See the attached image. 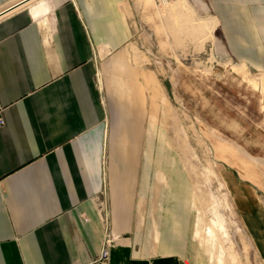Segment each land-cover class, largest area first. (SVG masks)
<instances>
[{
  "label": "crops",
  "instance_id": "0c3cea01",
  "mask_svg": "<svg viewBox=\"0 0 264 264\" xmlns=\"http://www.w3.org/2000/svg\"><path fill=\"white\" fill-rule=\"evenodd\" d=\"M45 1L0 0V264H100L107 234L115 241L102 264H224L144 96L147 84L155 96L153 75L120 70L114 90L98 79L149 0H50L49 13ZM189 2L264 84V0ZM235 205L264 264V201Z\"/></svg>",
  "mask_w": 264,
  "mask_h": 264
},
{
  "label": "rangeland",
  "instance_id": "374dc122",
  "mask_svg": "<svg viewBox=\"0 0 264 264\" xmlns=\"http://www.w3.org/2000/svg\"><path fill=\"white\" fill-rule=\"evenodd\" d=\"M45 2L49 13L50 0ZM143 5L144 12L133 18L132 42L99 61L98 79H109L114 90L120 70L153 75L155 96L149 84L144 96L157 106L158 123L190 176L201 222L223 244L224 264H260L235 203L251 194L264 201L261 74L218 43L217 32L207 28L197 4L149 0ZM40 16L45 19L43 12ZM116 95L124 105L129 103L126 95Z\"/></svg>",
  "mask_w": 264,
  "mask_h": 264
},
{
  "label": "built area",
  "instance_id": "2783aa9c",
  "mask_svg": "<svg viewBox=\"0 0 264 264\" xmlns=\"http://www.w3.org/2000/svg\"><path fill=\"white\" fill-rule=\"evenodd\" d=\"M156 2H177L180 0H155ZM4 111H5V106L1 102L0 98V129L5 125V117H4ZM115 238L107 234L105 237L104 243H103V248L99 257V263L102 264L106 262V260L109 258L111 248L114 245Z\"/></svg>",
  "mask_w": 264,
  "mask_h": 264
},
{
  "label": "bare ground",
  "instance_id": "6f19581e",
  "mask_svg": "<svg viewBox=\"0 0 264 264\" xmlns=\"http://www.w3.org/2000/svg\"><path fill=\"white\" fill-rule=\"evenodd\" d=\"M36 1H39V0H36ZM35 0H31V3L30 4H32V2L34 3V2H36ZM178 2V1H177ZM29 5V4H28Z\"/></svg>",
  "mask_w": 264,
  "mask_h": 264
}]
</instances>
